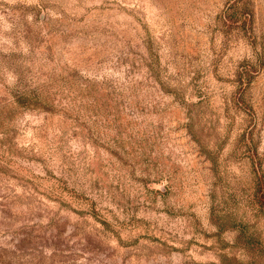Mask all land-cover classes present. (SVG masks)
<instances>
[{"label":"rangeland","instance_id":"374dc122","mask_svg":"<svg viewBox=\"0 0 264 264\" xmlns=\"http://www.w3.org/2000/svg\"><path fill=\"white\" fill-rule=\"evenodd\" d=\"M261 174L264 0H0V264H264Z\"/></svg>","mask_w":264,"mask_h":264},{"label":"trees","instance_id":"16d2710c","mask_svg":"<svg viewBox=\"0 0 264 264\" xmlns=\"http://www.w3.org/2000/svg\"><path fill=\"white\" fill-rule=\"evenodd\" d=\"M256 203L255 208L264 218V174H261L256 183ZM254 235L250 234L245 226L239 229V239L243 240L249 246L252 243Z\"/></svg>","mask_w":264,"mask_h":264}]
</instances>
